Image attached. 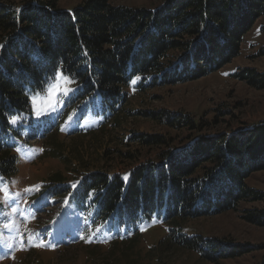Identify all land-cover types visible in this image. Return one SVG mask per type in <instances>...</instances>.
Here are the masks:
<instances>
[{"label": "trees", "instance_id": "1", "mask_svg": "<svg viewBox=\"0 0 264 264\" xmlns=\"http://www.w3.org/2000/svg\"><path fill=\"white\" fill-rule=\"evenodd\" d=\"M154 1L161 5L147 9L85 0L70 10L57 0L0 2V188L8 187L19 162L16 144L9 140L21 125L11 121H32V97L57 73L74 80L78 100L99 101L104 114L119 115L115 122L121 125L129 117L124 105L132 91L195 81L221 70L240 55L245 36L264 18V0ZM236 79L264 89V74L254 70ZM148 117L196 130L194 121L180 114ZM139 140L143 146L167 147L161 137ZM53 146L60 150L56 142ZM262 170L264 122L229 135L199 136L127 174L91 172L83 177L78 198L89 199L103 221L119 217L137 226L162 216L171 246L196 250L217 263L248 251L187 236L183 225L213 212L236 211L242 202L264 201L263 193L247 185ZM62 180L55 174L54 182ZM244 214L248 223L264 227V209Z\"/></svg>", "mask_w": 264, "mask_h": 264}, {"label": "rangeland", "instance_id": "2", "mask_svg": "<svg viewBox=\"0 0 264 264\" xmlns=\"http://www.w3.org/2000/svg\"><path fill=\"white\" fill-rule=\"evenodd\" d=\"M57 1L60 8L70 10L85 0ZM110 1L132 8L161 5L154 0ZM0 2L17 5L21 0ZM246 70L264 74V18L245 36L240 55L221 70L195 81L132 91L131 101L124 105L129 117L121 125L115 122L119 115H104L97 103L90 106L92 99H74V83L50 107L49 86H66L56 75L32 97V121H11L14 127L21 125L9 140L16 144L19 162L16 176L2 188L11 199L5 202L0 193V264H261L264 227L243 217L245 211L264 209V201L242 202L236 211L213 212L184 223L181 232L187 236L248 251L214 263L196 250L171 246V231L162 216L137 226L119 217L103 221L94 215L89 199L78 198L82 179L91 172L127 174L136 166L159 161L162 152L185 148L199 136L229 135L264 122V89L236 79ZM162 111L189 117L196 130L148 117ZM137 112L147 115H134ZM142 136L161 137L167 147L143 146L138 142ZM55 174L63 180L54 182ZM247 185L264 194V170L252 174Z\"/></svg>", "mask_w": 264, "mask_h": 264}, {"label": "snow or ice", "instance_id": "3", "mask_svg": "<svg viewBox=\"0 0 264 264\" xmlns=\"http://www.w3.org/2000/svg\"><path fill=\"white\" fill-rule=\"evenodd\" d=\"M57 76L64 82V84L66 86L64 88H62V89L60 88L58 83L49 86L47 91L53 97L52 103L50 104V107H54L55 104L58 103V97H59L60 93L67 94L69 91H71L72 89L69 86L72 83H74V80L70 76H64L63 73H57ZM12 122L15 123L16 122L15 119H13ZM30 190L31 189H26L25 191H30ZM0 193L3 194L5 202L8 199H11V196L9 195V193L7 192L6 189L0 188ZM4 227L7 228L8 226L5 225Z\"/></svg>", "mask_w": 264, "mask_h": 264}]
</instances>
